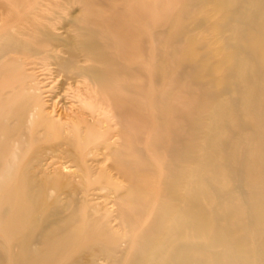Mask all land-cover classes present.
<instances>
[{
	"label": "bare ground",
	"instance_id": "1",
	"mask_svg": "<svg viewBox=\"0 0 264 264\" xmlns=\"http://www.w3.org/2000/svg\"><path fill=\"white\" fill-rule=\"evenodd\" d=\"M189 1L190 9L202 11L209 6L212 12L222 13L217 27L233 17L243 23L244 30L235 38L224 37L220 31L218 58L190 41L167 50L170 65L156 58L153 82H160L164 72L172 68L176 83L185 84L179 95L187 96L181 98L180 105L166 104L171 90L157 92L151 100L156 130L150 147L166 159L160 161L163 175L156 188L150 182L156 174L152 165L146 161L142 168L122 150L128 144L123 143V124L131 122L134 128L144 121L146 69L141 49L134 65L119 67L106 50L111 41L98 42L86 27L90 18L85 16L66 18L65 25L73 31L69 34L58 31L63 27H59L63 15L47 17L32 12L29 14L36 18L31 23L38 34L26 35L31 42L18 37L24 34L19 29L12 28L18 36L11 32L0 35V60L17 54L24 57L22 64L37 57L42 65L53 66L56 75L72 87L71 98L76 102L67 106L60 104L61 100L53 101L47 110L38 91L27 82V75L0 84V264H58L75 236L83 241L81 252L84 244L90 251L86 252L88 264H264V0ZM96 2L84 0L85 7L102 1ZM155 7L152 4L151 9ZM130 9L136 20L146 17L144 8ZM98 12L103 17L105 12ZM206 22L205 17L192 16L190 30L202 28ZM92 23L94 27V20ZM185 31L180 22L170 40L179 41ZM133 36L128 37L132 40ZM124 37L119 36L115 44H125ZM132 51L123 49L121 57L127 62ZM78 52L83 56L81 62L87 64L78 63ZM117 74L135 75L140 81L118 85L114 80ZM16 84L22 90H14ZM190 96L195 98L192 107ZM117 125L119 131L115 130ZM33 138L45 142L23 160L18 149L9 146L10 139ZM119 141L122 148L112 149ZM70 145L74 152L108 153L114 159L111 167L116 175L107 172L91 180L83 172L79 177L65 162L48 161L53 156L61 158ZM211 156L217 161H208ZM218 166L228 179L216 177ZM117 180L127 184L121 196ZM229 180L236 181V189L230 187ZM48 181L52 188L53 184L69 183L56 195L63 194L64 204L58 205V198L51 199L53 194L46 191L49 186H44ZM150 208L148 222L134 236L138 220L146 218ZM121 217L125 224L118 221ZM120 241L125 242L123 248ZM86 253L82 255L86 257Z\"/></svg>",
	"mask_w": 264,
	"mask_h": 264
},
{
	"label": "rangeland",
	"instance_id": "2",
	"mask_svg": "<svg viewBox=\"0 0 264 264\" xmlns=\"http://www.w3.org/2000/svg\"><path fill=\"white\" fill-rule=\"evenodd\" d=\"M90 1L91 2L97 1L96 3L100 2V1H102V2H100L98 5L90 4L89 5L90 9H88L89 3L86 4V7H85L84 0H0V35L4 34L6 32H11L12 34L18 36V34H16V32L13 29H16V30L19 29V30H22L24 34L20 35L18 37H21V38L31 42L32 39L26 35H28V34L31 35V33H32V35L36 37L38 34V32L35 30L36 29L35 26H32L33 22L31 23V21H33L36 18L32 14H29L32 12L33 13L38 12L41 15H44L47 17L58 16V14L63 15L64 18H62V20H60V24H59V27L60 26H63V27H62V29H60L58 31L59 32L67 31L69 34L70 33L72 34L73 31L71 28H69L68 25H65L66 24V18L67 17L69 18L70 16H74V17L78 16V18L81 19L82 17L85 16V18H88V17L90 18V21H89L90 23L89 22L88 23L91 25L92 29L88 23H87L86 27L89 31H91L93 33L94 37H96L98 42H100V43L102 42V43L106 44L107 41H111V43H110L111 46L109 48L107 47L106 50L108 52L109 58L115 60L119 67L134 65L137 62L136 60L139 59L137 55L140 56V54L138 53V49H141L142 50L141 60L143 62V66L145 67L144 69H146L145 71H143L144 92L147 94V96L145 95L147 99L145 98L144 105H143V108L145 107L143 110L144 121L141 123V125H139L140 127L136 123L137 127H134V128H132L133 123H131V122L130 123L129 122L124 123L123 122L124 124L121 128H122V130H124L126 132V134L123 136V143L128 142V144H124L125 147L123 146L124 148L122 150L125 153H127V155H130L132 160L136 161L137 165L141 166V164H142V168L145 167L146 161L150 166L152 165L153 169H155V171H156V174H155L154 179H152V181L150 180V182H151V185L153 187L155 186V188H156L158 183L160 182V178L163 175L162 174L163 171L161 169L160 161H163L166 159H165V155H163V154H161L159 156L157 154L155 155L153 153L151 147H150L151 141L154 139L155 130H156V120L153 116L151 100H152V98L154 99V96L156 95L157 92L163 93L167 90H171V92H172L170 99L168 98L166 101V104L169 106L180 105L182 102L181 98H183V99L187 98V96H184L182 94L179 95L180 92L178 90L180 88H183L185 86V84L183 82L176 83V81H175L176 73L174 70H172V68L168 69V71L164 72V74L159 79V80H161L160 82H157V83L153 82L151 72H152L153 64H154L156 58L162 59L163 63H165L166 65H170V63H171L170 59H169V57L166 56L167 50L170 49L172 45H173L172 47H178L179 45H181L182 42L184 43V42H188V41L195 42V43L199 44L200 46L202 45L204 48L210 50L215 55L214 56L215 58H218L219 55H221V54L219 52L220 41L217 38L219 36H223V35H224V37H230L231 36V38H233V37L235 38V36L236 37L240 36L243 33L242 31L244 30L243 23L239 19L232 17V19L227 20L228 22H226L225 25H223L222 27H217L216 26L217 20L222 18V13L218 14L216 12L215 13L212 12L211 7H209V6L206 7L207 9L205 8L206 10L204 9L202 11H199L198 9H195V10L190 9L188 7V4L190 2L189 0H90ZM130 1H131V3L129 4ZM152 4L156 5L155 10L151 9ZM91 5H94L93 7L96 10L94 8H92ZM130 7H133L135 10L136 9L139 10L141 8H144V10L146 12V17L143 18V21H141V19H139V18L137 19L139 21H137L134 18L133 12L131 11ZM83 9H84V12H83ZM85 9H86V12H85ZM97 9H98V11L101 10V11L105 12V13L101 14V15L104 14L103 17H101L99 15V12L97 11ZM87 10L90 12V14ZM110 10H112V11H110ZM120 10H122L124 12L126 11V13H124V12L122 13ZM93 11L96 12V14ZM118 13L121 14V16ZM141 13L143 14V12H141ZM125 14L126 15L128 14V15L126 16ZM217 14H218V16H217ZM192 16L205 17L207 22L204 25V27L196 29L194 31H191L190 30V18ZM167 17H168V19H167ZM32 18H33V20H32ZM24 19H27V20L24 21ZM91 20L92 21L94 20V22L96 24L94 27L92 26L93 23L91 24ZM104 20H106V21L103 22ZM122 21H125L126 23L123 22V24H122ZM180 22L184 23V25L186 26V31L184 34H182V37L180 38L179 41H172V40H170L171 39L170 34L172 32L174 33V31L176 30V28ZM118 23H120L121 29L118 28L119 27ZM127 23L129 25H127ZM102 24H104L105 27ZM116 24H118V26ZM121 24L124 26L123 28H125L126 31H124L125 29H123L121 27ZM100 26H101V28H100ZM108 26H110L111 30L107 28ZM127 27H129V28L127 29ZM212 27H214V28H212ZM103 28H106V29H103ZM133 29H134V31H133ZM113 31L115 33H113ZM127 31H129L130 34H128L126 37L125 35H126ZM220 31L222 32L223 35L221 34ZM225 31H226V33H225ZM111 34H112V37H111ZM115 34H116V36H115ZM132 35H134L133 36L134 38L132 37L133 39L130 40L131 39L130 36H132ZM225 35H228V36H225ZM117 36L118 37L121 36L122 38L124 36L126 37V38L124 37V41L125 42L127 41V42L125 44L123 42L121 47L117 46V44H115L116 40L118 39ZM128 36L130 37V39ZM135 36L137 38H135ZM34 45L39 47V45H37V44H34ZM126 45L129 47H127ZM124 46H126V47H124ZM183 46H184V44H183ZM127 48L133 50L132 52H134L133 55L130 56L131 58H129V59H131L130 63H129V59L126 62L127 59L125 58L126 59L125 60L123 57H121V54H120V53H122L123 49H127ZM132 48H134L135 50ZM119 49H121V52H119L120 51ZM79 54L80 53L78 52L77 53V56L79 59L78 63L87 64L86 62H83V63L81 62L83 60V56L79 55ZM148 55H149V57H147ZM115 57H116V59H115ZM36 58L37 57L34 56V57H32V59H29V61L26 60L25 63L21 64L20 63L21 61L24 62V57H22V55H17V54L6 55L5 58L0 60V76H1L0 84L1 83L5 84L8 82L12 83L13 81H17L19 79L22 80V78L27 75V76H29V78L26 79L27 82L34 86L33 89H35V92L38 91L36 93L39 94L41 99L44 101V103H45L44 106L46 107L47 110L50 109L49 105L52 104L53 101L57 102V101L61 100L60 104L63 102L65 105L68 106V105H70V103H73V106H74L76 104V102H73V100L71 98V96L73 95V93H72L73 90L71 89L72 87H70V85H68L62 77H59L56 75V73L54 72L53 66L42 65L40 60H38ZM122 63H124V64H122ZM16 67H17V71L15 69ZM8 69H10V70H8ZM169 73H170V75H169ZM171 77H172V79H170ZM114 78H115L114 79L115 83L118 85L123 83V82H128V83L130 82L131 85H134L136 82L138 83L140 81L139 78L136 79L137 77L135 75L125 76V75L117 74V75H114ZM117 78L119 79V82H118ZM20 89L22 90L21 86L16 84L14 90L20 91ZM176 95L179 96V98H177V100H176V97H177ZM146 104H147V106H146ZM194 104H195V98L190 96V105H191L190 107H192ZM73 108L75 111V107H73ZM204 119H205V117L203 116L202 123H203ZM137 129L140 132L137 133L139 136H138V139L136 140L134 135L136 134ZM115 130L119 131L120 127H118V125L115 126ZM16 142L17 141H13V139H10L9 140V146H11L12 148H14L16 150L18 149V151H17L19 154L18 156L20 159L22 158L21 160H23L30 154V152L37 150L38 147H41L40 145H42L45 141H44V139H41V138H35V139L33 138V139H28L27 141H26V139L19 140V142H17L18 144ZM198 142L201 143V141H197V143ZM119 143H120V141H119ZM36 144H38V145H36ZM120 147H121V143L117 147L114 146V148H112V149H118ZM74 148L75 147H73V145L67 146L68 152L64 155H61L60 156L61 158L58 157L56 159L53 156L51 159H48V161L56 162L55 160H57L60 162H65L64 163L65 166H68V168H70V170L73 169L72 172H74L75 174L77 173L79 177L83 176L81 174V172H83V174H86L87 176H89V178L91 180L93 178L94 179L102 178L103 176L107 175L106 174L107 172H108V174H110L112 176L116 175L115 174L116 170L111 167V163L113 162L114 159L109 157L108 153H105V155H107V157H106L103 154L104 152H102V151H96V152H91V153H87L86 151H82L81 153H79V152H74L75 151V150H73ZM137 151H140L141 155H139L137 153ZM78 154H79V156H78ZM197 154L200 155L201 153L198 151ZM58 159H60V160H58ZM208 161L216 162L217 157L216 156L215 157L214 156L208 157ZM78 167H79V170L81 168L80 172L77 169ZM219 168H221V167L220 166L217 167L216 177H218L220 179H224V178L228 179L225 171L223 172V170L219 169ZM49 175L51 176L52 174H49ZM91 176H92V178H91ZM118 181L119 180L114 181V182H117L116 183L117 185L119 184L122 186V187L120 186L121 189L117 193L119 196H121V194L125 193V188L123 189V187H125V185H127V184L122 183V182L118 183ZM231 181L229 183V184H231L230 187L232 189H236V187H237L236 181H232V182ZM50 183L51 182L48 181L44 186L47 187V185L48 186L52 185V183L51 184ZM145 183H146V181H145ZM64 184H65V182H64ZM64 184H61L60 185L61 187L58 186L57 184L56 185L53 184L54 185L53 187L57 188V189L52 188V186L51 187L49 186L46 188V191L49 194H53V197L51 195V199H57L58 198V196L56 197V195L58 194L57 191H59L58 189L61 190V191H59V193H61L65 189L68 188L67 184H69V183H66L65 186H64ZM117 185H116V187H117ZM146 185H145V187H146ZM49 188H52L54 190L52 191V189L50 190ZM63 188H64V190H63ZM49 190L52 191V193ZM100 193L103 194L104 191H101ZM142 193H143V191L141 192V194ZM89 194H91V193H89ZM63 197H64L63 194H61L59 196L58 199L61 200V204H60V202H58L59 203L58 205H62L65 203V201H62V200H65V198H63ZM99 200H102V199H99ZM99 200H97V201H99ZM108 206H110V203L108 204ZM128 206H130V205L128 204ZM151 210H152V208L146 210V212L144 214L145 216L148 215L146 218L142 217L138 220L137 229H135L133 231L134 236L137 235L139 233V231H141V229L148 222ZM143 218H145V219H143ZM118 221H121L122 224H125V222H126V220L123 217L119 218ZM86 241L87 240H85V243H86ZM81 242L83 243V241L80 239V236H75V238H73V243H71V245L68 246L69 248L68 247L65 248L63 250V252L61 253L60 260H59L58 264H60L61 262H62V264H65L71 260L76 261V260H78V258H79V260L81 259V261H83V262L80 261L81 264H86V263L88 264L90 257L87 256L88 254L86 252L90 253V251L87 249V247H86L87 245L84 244L85 247H84V250H82V252L84 254L86 253V257L84 254H83L84 255L83 256L82 252L80 250L81 249L80 245H82ZM124 244H125V242L120 241V245H119L120 248H123ZM85 250H87V251H85ZM131 251L132 250L130 248V250L128 252L130 253ZM129 253H127V255ZM79 254H80V257H79ZM75 256L76 257L78 256V257L76 258ZM81 256L87 258L86 263H85V258H82Z\"/></svg>",
	"mask_w": 264,
	"mask_h": 264
}]
</instances>
